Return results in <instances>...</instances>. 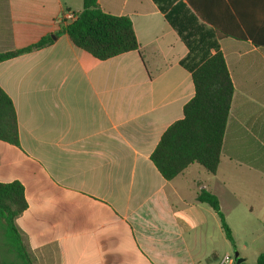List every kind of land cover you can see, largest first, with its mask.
Segmentation results:
<instances>
[{"label": "crops", "instance_id": "obj_1", "mask_svg": "<svg viewBox=\"0 0 264 264\" xmlns=\"http://www.w3.org/2000/svg\"><path fill=\"white\" fill-rule=\"evenodd\" d=\"M194 1L250 38L219 37L186 0H99L131 19L139 42L100 61L56 36L83 0H0V54L54 39L0 62L20 138L0 141V182L25 188L16 225L33 264H218L230 250L247 263L250 249L264 252V0ZM217 44L235 87L218 172L193 164L167 181L151 155ZM244 182L257 194L246 204ZM203 190L218 197L234 245L197 200Z\"/></svg>", "mask_w": 264, "mask_h": 264}, {"label": "trees", "instance_id": "obj_2", "mask_svg": "<svg viewBox=\"0 0 264 264\" xmlns=\"http://www.w3.org/2000/svg\"><path fill=\"white\" fill-rule=\"evenodd\" d=\"M186 1L204 22L216 29L219 37L250 38L243 34L229 35V30L194 0ZM61 28L56 36L67 34L75 47L100 61L139 50L131 19L103 12L99 0H83V10L78 18L72 22L63 21ZM53 42L52 37H45L25 49L0 54V62L43 49ZM215 49L214 55H209L192 71L195 95L184 107V118L167 129L151 155V161L167 181L174 180L193 164L201 166L211 175L218 172L235 87L220 46L215 45ZM0 141L20 146L17 113L12 100L1 87ZM197 200L208 204L217 213L227 240L234 245L232 230L226 222L218 197L203 190ZM27 209L23 184L18 181L0 182V223L5 230L9 251L16 256L18 264H33L16 225L17 218ZM0 264L7 263L0 261ZM256 264H264V252Z\"/></svg>", "mask_w": 264, "mask_h": 264}, {"label": "rangeland", "instance_id": "obj_3", "mask_svg": "<svg viewBox=\"0 0 264 264\" xmlns=\"http://www.w3.org/2000/svg\"><path fill=\"white\" fill-rule=\"evenodd\" d=\"M224 167H225V162H223V168L222 169H224ZM239 198L242 200L243 203L246 204L250 201L256 200L257 194H256V191H253V189H251L250 186L246 182H244V192L241 193V196H239ZM239 235L240 234L237 235L238 239H239ZM226 245L229 246V243L227 242ZM9 247L10 246H9V243H8L6 235H5V230L2 226V224L0 223V261L7 263V264H18V260H17L16 256L10 253ZM222 247H224L223 241H222ZM236 252H238V251L237 250H230L229 254L234 255ZM248 256H249V258H248V261L246 264H256L257 257L255 256L253 250H251V249L249 250Z\"/></svg>", "mask_w": 264, "mask_h": 264}, {"label": "built area", "instance_id": "obj_4", "mask_svg": "<svg viewBox=\"0 0 264 264\" xmlns=\"http://www.w3.org/2000/svg\"><path fill=\"white\" fill-rule=\"evenodd\" d=\"M78 15L79 14L74 12H67L64 14L63 20L72 22L78 18ZM218 264H237V260L234 255L226 254L220 259Z\"/></svg>", "mask_w": 264, "mask_h": 264}, {"label": "water", "instance_id": "obj_5", "mask_svg": "<svg viewBox=\"0 0 264 264\" xmlns=\"http://www.w3.org/2000/svg\"><path fill=\"white\" fill-rule=\"evenodd\" d=\"M234 256H235V258H236V260H237V264H242V263H244V259L241 258V257L239 256V253H238V252H236V253L234 254Z\"/></svg>", "mask_w": 264, "mask_h": 264}]
</instances>
